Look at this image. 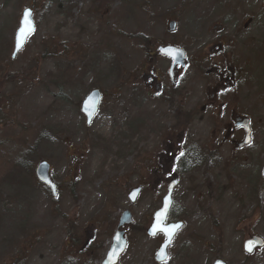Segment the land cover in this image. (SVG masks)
I'll return each instance as SVG.
<instances>
[{
  "label": "rangeland",
  "instance_id": "374dc122",
  "mask_svg": "<svg viewBox=\"0 0 264 264\" xmlns=\"http://www.w3.org/2000/svg\"><path fill=\"white\" fill-rule=\"evenodd\" d=\"M25 9L32 11L35 32L11 59ZM251 15L264 21V0H0V264H99L71 247L67 234L99 243L101 260L113 233L109 223L117 224L123 210L133 223L124 230L128 247L118 264H158L162 238L146 235L159 208L149 194L153 186L132 205L127 193L148 177L149 160L164 155L168 144L186 164L181 173L172 167L179 182L168 221L184 226L160 264H264V246L250 256L242 250L250 236L264 241V61L247 71L251 97L240 112L249 120L252 144L237 153L210 156V123L194 121L190 114L199 110L189 102L174 113L136 95L144 84L145 47L173 44L189 63L195 42H204L201 53L214 36L211 23L231 34L234 23ZM154 68L165 73L166 60ZM191 72H182L184 90L192 89ZM131 83L140 84L110 96L112 85ZM95 87L108 99L87 127L75 104ZM142 157L148 159L143 168L136 165ZM41 162L64 192L58 201L35 178ZM69 195L80 202L75 216L60 201Z\"/></svg>",
  "mask_w": 264,
  "mask_h": 264
},
{
  "label": "flooded vegetation",
  "instance_id": "af4514ba",
  "mask_svg": "<svg viewBox=\"0 0 264 264\" xmlns=\"http://www.w3.org/2000/svg\"><path fill=\"white\" fill-rule=\"evenodd\" d=\"M233 26L235 27L234 31L231 34H228L224 24L218 25L211 23V31L215 33L214 36H212V38H210V40L205 44L201 53L200 45L204 44V42L201 43L200 40L196 41L194 46L195 59L189 63L186 61L184 66H172V60L160 54V48H176L173 44L161 45L150 50L148 47H145L143 49V55L146 57L147 65L144 66L146 69L145 71H142L140 75L144 84L141 85L142 94L136 93L139 100L143 99L146 101H152L156 99L157 103L167 105V109L174 113L177 108H180V106H183L182 104H185V101L187 103L189 102L194 108L198 109L199 112H191L190 117L196 122H201V120L203 121L205 119V121L210 123L209 133L211 137L209 139L211 140L213 147V153L210 156L213 157L222 151L237 153L252 144V129L249 120L241 114L240 108L246 103V101H249L251 97V94L246 92V84L250 81L247 71L251 66L254 67L257 62L264 61V21H260L251 15V17H248L247 19L242 18L238 23H234ZM159 59L166 60L167 62V69L165 73L158 72L154 68ZM187 67L192 71L190 77L193 80L191 82L192 89L190 90H184L185 79L181 78L182 72H184ZM130 78L131 81H134L132 79L133 75H130ZM139 84H114L112 85V93L110 96H112V98L119 97L120 92L123 89H136L139 87ZM93 91L99 92L100 100L95 116L92 118L90 123L87 124L86 118L82 113V104ZM82 98L83 99L78 102V106L77 102L75 104V114L80 115V117L84 119L85 125L88 127L97 116L103 99H108V95L99 88L95 87L90 89ZM245 120L249 123L250 140L248 144L240 146L243 144L244 127L242 124ZM82 131H84V127L82 128ZM82 133L84 134V132H80L79 135ZM83 137L84 135L81 138ZM167 146L168 147L164 155H162L161 152L149 160L147 167L148 177L139 178L137 184L133 187L138 188L140 190V194H142L148 185H152L154 190L150 191L149 194L153 195L154 199L159 202L158 209L162 206L169 182L171 180L176 181L174 189L178 185L179 175L172 172L173 168H175V170L177 168V171L180 170L179 172L181 173L185 170L186 166L184 163L180 164L182 161V158H180V149H177L176 151L174 150L172 154V145L168 144ZM81 158H83L82 153ZM210 159L213 160L212 157ZM144 160L147 161L148 159L146 160L142 157L136 165L143 168ZM201 164L202 162H199V165ZM194 166L196 167L197 165H189L190 168H194ZM49 169L50 175V165ZM67 180L64 181L63 185H67ZM51 182L56 186L52 179ZM41 186L46 192H50V190L44 185ZM58 187L56 186L57 195H50L51 200L53 201H58L59 195L64 193L60 190L59 184ZM157 188H162V193L159 195L156 192ZM131 190L132 189H130V191ZM128 193L127 199L129 198ZM61 197L62 196H60V198ZM75 199L76 198H72V196L69 195L68 197H64L63 200H60L63 202L62 204L64 205V208L66 207V204L71 205L72 214L74 216L76 214V210L78 212L77 208L80 203L78 199ZM172 205L173 201L168 217L172 209ZM157 210L150 215V224L152 222V217ZM124 211L126 210L119 213L117 224L115 220L109 223L110 231L113 230V233L111 234L110 244L107 249L110 247L112 238L117 231L123 232V237L128 246L124 230L129 226H123L118 229L119 219ZM68 212L69 208L66 207V214ZM168 217L166 224L175 223L169 222ZM75 221H78V218H76ZM69 234L70 240L73 242L71 247L74 249L78 247L81 248V251L84 250L86 252L85 254H91L94 262L99 261V264H101L104 257L99 260L98 254H96V252L100 251L99 243L94 242V244L90 245L82 241V234L80 235L70 232L67 235ZM107 234L109 235L110 232ZM157 236L162 238L160 243L162 244L164 240L163 236L161 234H157L156 237ZM95 239L96 237L94 236L93 240ZM19 259H23V253Z\"/></svg>",
  "mask_w": 264,
  "mask_h": 264
},
{
  "label": "water",
  "instance_id": "95a60500",
  "mask_svg": "<svg viewBox=\"0 0 264 264\" xmlns=\"http://www.w3.org/2000/svg\"><path fill=\"white\" fill-rule=\"evenodd\" d=\"M25 12L31 13V15L29 17V22L32 25L33 31H31V32L25 31V33L23 35H21L20 30L22 28H26V25L24 24V13ZM174 26H175V24L173 22L169 24V31L170 32H172L174 30ZM34 30H35V25H34L33 19H32V12L28 9L24 10L22 12V15H21V18L19 21L18 29L15 32L12 58H15L16 55L18 54V52L24 47L28 38L34 33ZM18 43H19V47H17ZM159 52L161 55H163L167 58H170L172 60V63H173L172 66H177V65L183 66V64H184V53L181 50L173 48V47H164V48H160ZM99 100H100L99 92L93 91L89 94V96L83 102L82 113L84 114V116L86 118L87 124H89L90 121L92 120V118L95 116V114L97 112V106H98ZM242 126L244 127L245 135H244L243 144H241L240 146H244V145L248 144L249 140H250V129L248 126V122L245 120L243 122ZM35 176L40 183H42V184H44L50 188V190L54 196L56 195V187L50 181L49 165L46 162H41L37 166V168L35 170ZM262 176L264 177V167L262 169ZM175 185H176L175 180H172L169 183V185L167 187V195L163 199L162 207L160 210H158L153 215L152 224L150 225V227L146 231V234L149 237H153L152 235H150V229L153 226L154 217L156 216V214L158 212H160L164 208L166 200L169 202V206H168V211H169L170 206H171V194H172V191H173ZM138 194H139V189L132 190L131 193L129 194V201L131 203H134ZM168 211H167V214H168ZM165 220H166V218H165ZM131 223H132L131 215L128 211H125L120 216L118 229L120 227H123V226H128ZM172 225H178L179 226L178 229L175 231V234L182 227L181 223L170 224V225H167V227H171ZM172 238H171V240H172ZM171 240L169 241L165 237L164 243L161 245L160 249L158 250V252L155 255V261L157 263H161V262L165 261V259H166V248L170 244ZM246 245H251V247H252L251 252L246 251ZM263 246H264V241L261 238L250 237L249 239H247L243 243V251L246 255H250L255 250H257ZM125 249H126V241L123 237V232L117 231L112 238L111 246L109 247L108 251L106 252L105 257L102 260L101 264H109L110 260L113 262V264H117L119 257L124 253ZM161 253H163V255H161ZM218 262H219V264H225L220 260H216L213 264H218Z\"/></svg>",
  "mask_w": 264,
  "mask_h": 264
},
{
  "label": "snow or ice",
  "instance_id": "6c2138e0",
  "mask_svg": "<svg viewBox=\"0 0 264 264\" xmlns=\"http://www.w3.org/2000/svg\"><path fill=\"white\" fill-rule=\"evenodd\" d=\"M30 15H31L30 12L24 13V24L26 25V28H22L20 30L21 35H23L25 31L27 32L33 31L32 25L29 22ZM17 47H19V43ZM168 206H169V202L166 200L164 208L160 212H158L154 217V223L152 228L150 229V235L155 237L157 234H163L166 237V239L170 241L179 226L178 225H172L171 227L164 226V221L167 216ZM246 251L247 252L252 251L251 245H246ZM161 255H163V253H161ZM109 264H113V262L110 260Z\"/></svg>",
  "mask_w": 264,
  "mask_h": 264
},
{
  "label": "trees",
  "instance_id": "16d2710c",
  "mask_svg": "<svg viewBox=\"0 0 264 264\" xmlns=\"http://www.w3.org/2000/svg\"><path fill=\"white\" fill-rule=\"evenodd\" d=\"M20 166V165H19Z\"/></svg>",
  "mask_w": 264,
  "mask_h": 264
}]
</instances>
